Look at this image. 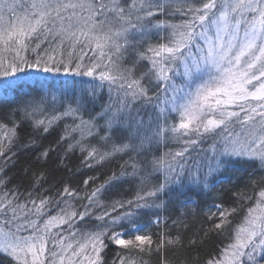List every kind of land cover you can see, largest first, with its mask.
Wrapping results in <instances>:
<instances>
[{"label":"snow or ice","instance_id":"obj_1","mask_svg":"<svg viewBox=\"0 0 264 264\" xmlns=\"http://www.w3.org/2000/svg\"><path fill=\"white\" fill-rule=\"evenodd\" d=\"M0 264H264V0H0Z\"/></svg>","mask_w":264,"mask_h":264},{"label":"trees","instance_id":"obj_2","mask_svg":"<svg viewBox=\"0 0 264 264\" xmlns=\"http://www.w3.org/2000/svg\"><path fill=\"white\" fill-rule=\"evenodd\" d=\"M29 131L30 130L27 129V128H22L20 130L21 138L22 139H27L28 138V135H29ZM62 131H63V122H61V124L58 127L54 128L50 132V134H48L46 137L38 138V139H40L41 146L42 147H47L49 144H54L55 141L59 138V136H60V134H61ZM55 155L56 154L54 153L53 154V159H55ZM29 163H30L29 158L26 155L22 154L20 156V160H19L18 164L16 165V167L13 168V169H11L9 171V175L13 177L12 184H16V183H19L20 182V180L22 179V176H21L22 170ZM78 165H79V159L77 157H73L72 160H71V162H70V167H72V168L75 169ZM114 166H115L114 164L113 165H107L104 168L96 169V170H94L92 172H89V170H85V173L86 174H92V175L99 176L100 177V180L97 181V183H99L100 181H102L105 178V174L108 173L110 171V169L112 167H114ZM84 178H86V175L73 177L72 178V183L74 185L81 184L82 183V180ZM243 179L246 180L247 177H243ZM24 182H25V184L27 183L26 180ZM9 186H11V185H9ZM126 191H127V186H124V188H122V189L113 190L112 195L113 196H116V195H119L120 193L126 192ZM232 200H233V198L231 197V195L226 193L224 195V197H223L222 203L226 207H228V206H231ZM209 202H211V201H209ZM169 223H171V222L169 221ZM201 223H202V219L200 217H197L195 219H192L190 221L191 230H195V229L199 228L200 225H201ZM173 231H175V229H173ZM210 247H211V242H210V245H209V250H210Z\"/></svg>","mask_w":264,"mask_h":264}]
</instances>
